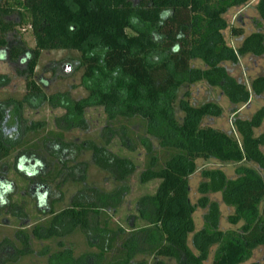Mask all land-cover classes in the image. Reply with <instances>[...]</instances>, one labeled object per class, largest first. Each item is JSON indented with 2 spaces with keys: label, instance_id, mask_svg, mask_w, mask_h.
<instances>
[{
  "label": "trees",
  "instance_id": "1",
  "mask_svg": "<svg viewBox=\"0 0 264 264\" xmlns=\"http://www.w3.org/2000/svg\"><path fill=\"white\" fill-rule=\"evenodd\" d=\"M250 1L14 0L0 4V48L8 46V33L22 24L30 25L35 39V47L30 50L24 45H12L9 49L12 61L25 57V97L0 103V162L17 147H28L16 156L15 169L33 186L40 182L34 196L39 210L49 215L32 227L31 236L50 240L64 238L76 230L88 232L93 213L116 211L121 206L129 191L125 183L138 168L132 159L111 151L108 144L112 136L122 133L127 146L133 132L129 124L136 122L145 134L140 135L146 150L140 182L160 181L155 193L143 195L137 201V215L128 218L129 230L120 225L110 226L107 218L96 232L95 243L90 241L96 252L75 257L72 248H63L50 253L48 264H150L146 260L134 262L138 255L153 257L151 264H168L164 259L175 264H205L214 246L217 249L212 264H242L255 249L264 247V177L260 172L264 171V132L255 135V129L264 121V106L247 120L235 114L232 124L238 138L234 133L202 125L205 118L222 115L220 105L207 102L194 106L189 92L178 100L183 86L199 82L220 88L233 105H246L252 95L264 100V74L252 81L250 90L223 65L237 64L249 54L264 56V0L256 4L259 17L254 24L258 30L246 36L237 49L226 44L222 33L229 27L224 15ZM15 13L19 21L8 20ZM230 30L233 37L245 33L243 27ZM46 50L81 53L79 66L84 69L87 98L57 101L56 97H46L43 85L48 81L41 80V84L35 80L38 59ZM197 59L205 68L192 65ZM0 79L4 84L8 82L5 75H0ZM47 99L66 109L61 119L67 124L66 129L86 128L84 109L104 107L108 120L105 128L112 136L101 145L94 141L78 145L66 142L62 133L31 143L26 134L32 127L26 129L23 123L24 104L37 109ZM176 102L184 114L182 118L177 115ZM58 125L61 126L60 122ZM150 136L158 140L163 153L155 149ZM73 149L77 154L89 151L91 162L109 174L119 187L104 192L85 186L62 211L55 212L53 204L43 208L48 206L50 183L59 189L68 179L85 182L87 163H80L82 168L77 176L74 170L79 165L69 167L71 159L60 157L68 152L73 154ZM50 157L59 158L60 167L45 175ZM198 159L245 165L236 169L234 179L221 169L203 170V180L198 185L200 197L192 203L189 179L196 172ZM249 163L257 168L247 166ZM62 175L64 179L56 183L54 179ZM13 191L14 184L0 177V210L8 208L14 216L22 217V207L11 202ZM217 193L224 205L234 209V214L228 216L229 223H243L239 230H221L220 205L209 197ZM198 208L206 212L203 227L195 232L194 214ZM27 217L26 214L22 218ZM137 220L143 221L144 226L138 227ZM24 234L21 242L28 245L30 235ZM191 234L194 249L189 244ZM58 245L64 246L62 241Z\"/></svg>",
  "mask_w": 264,
  "mask_h": 264
},
{
  "label": "rangeland",
  "instance_id": "2",
  "mask_svg": "<svg viewBox=\"0 0 264 264\" xmlns=\"http://www.w3.org/2000/svg\"><path fill=\"white\" fill-rule=\"evenodd\" d=\"M5 1L13 2L14 0H0V4ZM258 0H251L248 4L231 8L225 15L224 19L228 24V28L223 30V35L226 44L234 49H237L244 38L249 34L258 30L254 24V19L258 18L256 4ZM8 20L19 21L17 13L8 17ZM264 24V23H263ZM231 27H243L244 35L233 37L231 34ZM130 33L132 31L129 30ZM264 32V29H263ZM8 46L0 48V75H5L8 82L0 79V103L9 99L22 100L26 93V69L25 57L19 58L17 61H12L9 54L10 46L24 45L27 50L35 47V39L31 27L28 24H22L7 35ZM81 53L74 50H46L42 51L38 59V64L35 70V80L41 83V80L48 81L47 85H43V92L49 99L56 97L57 101L62 99L81 100L88 97V91L83 85V67H80ZM192 65L198 68H205L201 60H194ZM223 65L227 67L230 74L237 80L245 83L251 90L252 81L264 74V56L246 55L239 59L237 64L231 62H224ZM66 66L70 69L67 71ZM3 84V85H2ZM42 84V83H41ZM189 92V101L194 106H200L207 102H214L220 105L223 113L220 117H208L203 120V126H210L216 129L224 130L228 133H234L239 138L233 127V119L235 117L247 120L250 119L261 107L264 106L262 97L251 96L249 103L246 105H233L229 99L223 94L220 88L212 87L206 82H199L192 85H185L181 88L178 94L180 100L184 93ZM46 100L37 109L30 108L27 104L23 107L24 126L32 127L27 131L26 139L33 142H41L45 137H55L62 133L63 139L66 142L75 143L76 145L84 141H94L97 144H104L106 140L112 135L106 130L107 112L102 106H91L84 109V120L86 128H67V124L61 120L66 114V109L60 106L53 105L50 100ZM236 110V113L234 111ZM176 111L179 117L184 114L180 112L178 102H176ZM60 122L61 126L58 125ZM40 125V126H37ZM23 126V127H24ZM132 129L131 140L127 142V146L123 144L122 133L120 136H112L108 148L119 156H124L132 159L137 165V172L132 175L127 181L126 185L129 191L126 194L123 203L116 211L108 210L104 212L100 210L99 213L91 215V230L88 232L76 230L75 232L65 236L64 238H56L50 240L37 239L31 236L32 227L44 221L49 217L48 214H43L38 206L36 191L40 189V182L37 186H33L31 181L24 175L19 174L15 169L16 156L22 153L26 148L25 144L17 147L5 160L0 162V177H4L6 181L14 184V191L10 197L11 202L18 207H22V217L27 214V219L17 217L10 213L8 208L0 210V264H48V257L54 251H60L63 248H72L74 256L78 257L89 252H96L97 248L91 245L90 241L95 243L96 232L103 227V222L108 218L110 226L116 227L120 225L126 230H129L128 218L137 215L136 204L139 198L146 194L155 193L160 181L154 180L147 184H142L139 180L140 173L144 170L146 164V150L140 143V135H145L141 128H138L137 123L129 124ZM35 128V129H34ZM140 129V130H139ZM24 131V130H23ZM264 132V121L261 127L255 129V135H260ZM143 133V134H142ZM49 138V139H50ZM151 141L157 151L162 152L158 140L150 136ZM126 140V139H125ZM127 141V140H126ZM43 146V145H41ZM47 153L50 155L51 146L47 147ZM264 152V146L261 148ZM73 154L68 152L62 154L60 157L63 160L71 159L68 162L69 167L75 168L74 172L78 176L80 174V163L86 162V179L85 182H75L67 180L59 189L55 183H50V194L47 199V205L43 208H48L53 204L55 212H60L70 205L72 196L85 186L97 187L104 192H113L119 187V183L115 182L109 174L98 169L91 162V153L89 151H82L79 154L72 150ZM77 154V155H76ZM59 158L47 160L48 164L45 168V175L54 173L55 167H60L58 164ZM57 163L58 166L55 165ZM245 165L244 163L222 162L216 159H198L196 162V172L190 177V199L192 203H196L200 197L198 192V185L203 180L202 171L205 169H221L226 175L234 179L237 177L236 169ZM249 167L257 168L254 164H246ZM264 177V171H260ZM64 179V175L55 178V182L59 183ZM210 199L217 201L221 209L220 228L223 231L239 230L242 222L233 225L228 221V216L234 214V209L227 207L222 203L221 194H211ZM206 211L198 208L194 214L195 232L203 227V215ZM26 224H28L26 226ZM144 222L137 220V226H144ZM30 235L28 245H24L21 239ZM193 234L189 235V244L192 247ZM62 241L64 246H59ZM193 248V247H192ZM194 249V248H193ZM217 247L214 246L208 260L205 264H212L213 256ZM146 260L150 264L153 262V257L138 255L134 258V262ZM168 264H175L173 260L164 259ZM252 262H259L264 264V247H258L253 251L251 258L242 263L249 264Z\"/></svg>",
  "mask_w": 264,
  "mask_h": 264
},
{
  "label": "water",
  "instance_id": "3",
  "mask_svg": "<svg viewBox=\"0 0 264 264\" xmlns=\"http://www.w3.org/2000/svg\"><path fill=\"white\" fill-rule=\"evenodd\" d=\"M70 69V67L69 66H66V70L68 71Z\"/></svg>",
  "mask_w": 264,
  "mask_h": 264
}]
</instances>
